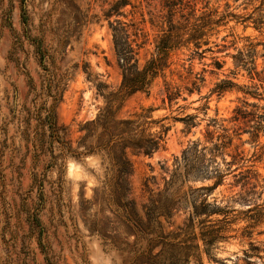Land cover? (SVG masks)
Segmentation results:
<instances>
[{
    "label": "rangeland",
    "instance_id": "1",
    "mask_svg": "<svg viewBox=\"0 0 264 264\" xmlns=\"http://www.w3.org/2000/svg\"><path fill=\"white\" fill-rule=\"evenodd\" d=\"M118 1L0 0V264L132 263L128 243H133L134 236L127 238L121 218L114 212L108 162L102 154L84 153L81 144L89 131L96 133L86 144H95L103 130L93 123L106 105L97 85L105 84L110 91L122 81L110 23L125 22L130 32L137 34L141 66L155 54L162 34L150 16L158 3L150 6L146 0H129L123 6L117 5ZM205 1L220 13L241 16L230 18L210 39L227 48L218 51L214 47L215 52L208 51L203 57L193 55V45L173 50L170 67L156 80L150 94L131 95L117 114L123 118L152 107V117L161 120L153 130H162V125L168 128L158 151L130 154L131 191L140 212L150 196L146 181L154 193L163 189L176 157H181L192 141L204 140L211 119L229 118L243 101L264 108V98L237 89L222 95L212 92L225 78L248 84L243 71L233 74L232 55L248 44L247 37L264 42V24L257 28L252 20L242 21L261 0ZM258 50V62L262 63L263 46ZM215 58L224 62L221 70L215 68ZM192 81H197L200 91L194 89L189 94L186 88L192 87ZM165 82L181 88V97L171 104L162 100ZM55 97L59 98L58 131L51 136L47 116ZM187 115L196 116L195 125L190 127L178 119ZM247 139L245 134L243 148L251 159L247 164H254L264 175V157L253 156L259 150ZM261 140L264 142V136ZM233 182L229 175L211 192L209 201L216 199L221 205L245 210L247 206L238 201H227L239 190ZM212 183L211 179L191 178L183 190ZM263 199L264 192L259 202ZM186 215L181 210L171 228L181 224ZM247 224L245 219L232 223L229 238L214 250L215 260L206 257L204 264H264V223L250 229L252 234L244 232ZM115 234L116 238L106 236Z\"/></svg>",
    "mask_w": 264,
    "mask_h": 264
},
{
    "label": "trees",
    "instance_id": "2",
    "mask_svg": "<svg viewBox=\"0 0 264 264\" xmlns=\"http://www.w3.org/2000/svg\"><path fill=\"white\" fill-rule=\"evenodd\" d=\"M128 1L121 0L116 4L126 6ZM146 2L150 6L158 3L154 11L150 10L152 23L160 27L162 32L156 52L141 66L137 57L141 47L137 42V34L131 33L125 22L116 20V24L110 23L114 47L122 69V81L117 89L110 91H107L108 86L105 84L97 85L106 105L93 123L96 126L101 125L103 130L98 134L95 144H86V140L93 137L95 131L84 135L81 144L85 145L84 153L102 154L103 159L108 162L110 200L115 205L114 212L121 218L127 238L134 236L133 243H128V251L133 254L131 264H204L206 257L215 260L214 250L219 242L229 238L232 223L239 219L248 221L244 231L248 234H252L250 229L264 223V199L259 202L264 192V175L254 164H247L251 159L247 158L243 148L246 142L243 136L247 134V140L259 150L253 156L264 157V142L261 140L264 136V108L255 102L243 101L233 109L229 118L211 119L207 124L204 140L199 138L192 141L182 151L181 157H176L170 177L164 178L163 189L154 193L146 181L150 196L140 212L131 191L130 176L133 165L130 154L152 155L158 151L163 147L168 128L162 125V130H153L154 125L161 120L152 117V107L142 108L140 112L123 118L117 115L119 109L135 93L150 94L156 80L164 77L170 67V54L173 50L193 45V55L203 57L208 51L215 52L214 47L218 51L222 47L227 48L226 45L210 39L219 33L218 28L226 25L230 18L241 17L233 12L220 13L218 9L209 8L204 0ZM200 3H204L203 6L199 7ZM24 20L26 21L25 14ZM248 20H252L257 28L263 26L264 0L242 21ZM134 35L136 38H132ZM247 41L248 44L237 49L232 58L235 65L233 74L237 76L243 71L242 75L247 77L248 84L225 78L216 83L213 93L222 95L226 91L237 89L254 98H264V52L260 55L263 62H258V46L262 45L264 51V42H253L250 37H247ZM211 43L214 46H210ZM213 64L217 70H221L224 62L215 58ZM197 79L204 81V77ZM191 83L192 87L186 88L189 94L194 89L200 91L197 81ZM180 97L181 88L165 82L163 102L168 101L171 104ZM58 99L55 97L47 116L52 130L51 136L58 131ZM195 118L194 115H187L178 119L191 127L195 125ZM211 126L212 129L209 128ZM229 175L234 178L232 186L239 187V190L227 201H238L247 206L245 210H238L227 204L221 205L216 199L209 201L211 192L224 184ZM191 178L211 179L213 183L196 188L189 185V191H184L185 184ZM181 210L187 215L181 224L172 229L173 219ZM117 229L115 227L113 230L116 232ZM106 236L117 237L116 234Z\"/></svg>",
    "mask_w": 264,
    "mask_h": 264
}]
</instances>
